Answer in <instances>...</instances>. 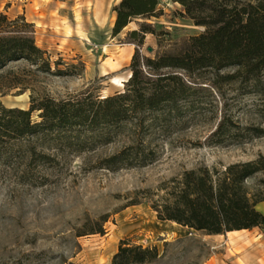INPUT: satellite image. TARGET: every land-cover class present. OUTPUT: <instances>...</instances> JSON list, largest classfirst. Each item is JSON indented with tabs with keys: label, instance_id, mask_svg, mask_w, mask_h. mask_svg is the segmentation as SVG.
<instances>
[{
	"label": "rangeland",
	"instance_id": "1",
	"mask_svg": "<svg viewBox=\"0 0 264 264\" xmlns=\"http://www.w3.org/2000/svg\"><path fill=\"white\" fill-rule=\"evenodd\" d=\"M119 1L0 0V13L33 24L35 43L46 51L52 71H64L42 74L26 63H10L0 72V103L26 110L31 95L111 96L121 92L129 78L135 45L127 34L138 30L139 23L168 33L159 39L145 35L140 52L148 57L170 52L174 43L202 30L179 16V5L159 0L160 18L135 19L112 37V8ZM202 96L204 102L211 101ZM207 105L146 134L144 143L155 159L144 167L110 171L99 166L102 159L130 145L129 126L113 129L107 143L95 140L97 132L81 129L40 138L36 149L52 157L47 164L27 165L23 158H16L20 163H0V264H110L122 241L156 248L157 258L144 264H264V232L190 231L157 220L145 198L150 197L146 192L184 170L246 162L264 154V136L223 147L206 145L204 139L215 123ZM239 117L243 124L264 127L251 114ZM32 120H38L37 113ZM67 135L72 137L65 142ZM103 217L104 234H88Z\"/></svg>",
	"mask_w": 264,
	"mask_h": 264
},
{
	"label": "trees",
	"instance_id": "2",
	"mask_svg": "<svg viewBox=\"0 0 264 264\" xmlns=\"http://www.w3.org/2000/svg\"><path fill=\"white\" fill-rule=\"evenodd\" d=\"M170 2L180 6V17L202 30L174 43L170 52L148 57L140 52L145 35L159 39L168 33L139 23L138 30L127 34L135 49L121 92L104 98L91 93L63 99L31 95L26 110L0 103V163L9 165L23 158L27 165L47 164L52 157L36 149L40 138H58L81 129L97 132L95 140L107 143L113 129L129 126L130 145L102 159L99 166L110 171L144 167L155 159L144 143L145 135L171 119L200 112L204 103L215 118L206 145L223 147L264 136V127L243 124L239 117L248 113L264 122V0ZM159 5V0H120L112 8L111 36L119 35L135 19L160 18ZM16 62L32 66L36 73L64 74L52 71L46 51L35 43L33 24L0 13V72ZM2 83L0 76V93ZM203 94L211 101L204 102ZM33 113L37 121L32 120ZM70 137H64L65 142ZM146 194L157 220L190 231L224 235L261 229L264 214L257 205L264 203V154L246 162L184 170ZM105 222L106 217L101 218L88 234L103 235ZM157 255L155 247L122 241L110 264H144Z\"/></svg>",
	"mask_w": 264,
	"mask_h": 264
},
{
	"label": "crops",
	"instance_id": "3",
	"mask_svg": "<svg viewBox=\"0 0 264 264\" xmlns=\"http://www.w3.org/2000/svg\"><path fill=\"white\" fill-rule=\"evenodd\" d=\"M262 207V209H264V203H260L257 205V209L262 213L264 214V211H261L262 209H260ZM255 230H258V231H262L264 232V227H262L261 229L259 228H255V229H252V230H241V231H234L233 233L229 232L228 234H240L242 232H252V231H255ZM241 247V246H240ZM243 248V247H242Z\"/></svg>",
	"mask_w": 264,
	"mask_h": 264
},
{
	"label": "water",
	"instance_id": "4",
	"mask_svg": "<svg viewBox=\"0 0 264 264\" xmlns=\"http://www.w3.org/2000/svg\"><path fill=\"white\" fill-rule=\"evenodd\" d=\"M146 50H147V52H151L152 49L151 48H147Z\"/></svg>",
	"mask_w": 264,
	"mask_h": 264
}]
</instances>
